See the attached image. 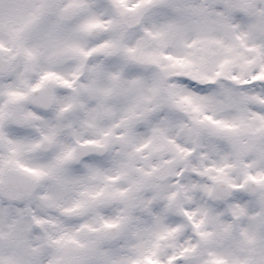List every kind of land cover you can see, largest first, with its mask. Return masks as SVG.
Instances as JSON below:
<instances>
[{
	"label": "clouds",
	"instance_id": "obj_1",
	"mask_svg": "<svg viewBox=\"0 0 264 264\" xmlns=\"http://www.w3.org/2000/svg\"><path fill=\"white\" fill-rule=\"evenodd\" d=\"M0 264H264V0H0Z\"/></svg>",
	"mask_w": 264,
	"mask_h": 264
}]
</instances>
